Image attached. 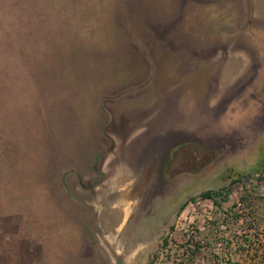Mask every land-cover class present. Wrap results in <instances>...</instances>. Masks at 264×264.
<instances>
[{"label":"rangeland","instance_id":"rangeland-1","mask_svg":"<svg viewBox=\"0 0 264 264\" xmlns=\"http://www.w3.org/2000/svg\"><path fill=\"white\" fill-rule=\"evenodd\" d=\"M143 20L171 34L164 40L174 44L186 42V24L195 42L200 39L196 31L218 28L219 33L235 31L232 43L264 44V0H0V205L13 203L8 210L19 205L31 217L21 221L22 250L14 233L21 231L20 223L0 217V264H31L26 235L33 264H73V258L76 264H153L177 215L189 200L203 196L204 187L218 191V211L203 229L209 245L198 258L264 264L263 128L242 150L249 137L246 126L234 134L239 141L233 149L183 148L171 154L163 171V177L169 174L166 193L156 197L151 210L131 211L141 220L139 227L128 220L116 226L119 217L111 205L116 197L91 191L109 174L91 164L96 151L90 146L95 134L91 113L111 97L117 72L137 65L129 61V45L153 42V35H141ZM260 92L259 117L264 108ZM186 156L194 162L193 176L178 178L174 186L168 177L187 166ZM80 187L78 230L71 221L74 199L66 192ZM219 223L229 237L222 248L215 244ZM78 241L79 252L67 248Z\"/></svg>","mask_w":264,"mask_h":264},{"label":"crops","instance_id":"crops-1","mask_svg":"<svg viewBox=\"0 0 264 264\" xmlns=\"http://www.w3.org/2000/svg\"><path fill=\"white\" fill-rule=\"evenodd\" d=\"M142 22L147 27L141 24L145 28L140 26L141 35H153V42L129 45V61L137 65L127 67L121 74L117 72L112 80L115 86L111 97H106L103 105L98 104L99 107L94 109L89 125L95 132L90 146L96 148L95 153H91V164H95L100 172H109L91 187V191L97 196L116 197L111 202L113 207L116 206L113 212L119 217L116 226H123L128 220L131 227H139L141 220L131 213L151 210L156 205V197L166 193L163 189H167L169 183L166 184L164 179L169 174L163 177V171L168 169L171 154L183 148L233 149L239 141L234 134L246 126L249 127V137L240 145L242 150L254 133L264 129V108L259 117L257 106L258 92L261 91L260 95L264 97L263 43H232L230 38L236 35L235 31L219 33L218 28L207 34L204 30L196 31L200 39L195 42L189 36L190 25L186 24V42L174 44L164 40L165 34H171L158 31L156 25L144 20ZM238 138L243 137L238 135ZM212 140L222 143L215 145ZM229 153L238 156L241 152L238 155L233 151ZM185 159L187 166L173 170L168 177L174 181V186L178 185V178L184 180L193 176L194 162L189 161L188 156ZM204 169L206 166L202 165L201 170ZM208 173L207 170L205 174ZM74 190L77 191L66 194L74 199L71 221L76 222L73 227L79 230L81 224L76 221V213L80 212L81 201L76 200V196L82 187ZM127 202L130 207L125 206ZM12 204L0 205V217L9 218L10 222L5 221L10 224L20 223L22 231L21 221L25 219L28 223L31 217L19 205V208L8 210ZM111 212H108L109 216ZM109 221L107 218V225ZM21 231H14L19 247L23 243ZM10 235L13 237L12 233ZM30 235L29 253L32 255L33 232ZM28 236L25 240L26 259L33 264V256H28ZM1 239V244H5L6 238ZM4 246L11 249V246ZM67 248L73 253L79 252L81 242ZM77 260L73 258V264Z\"/></svg>","mask_w":264,"mask_h":264},{"label":"built area","instance_id":"built-area-1","mask_svg":"<svg viewBox=\"0 0 264 264\" xmlns=\"http://www.w3.org/2000/svg\"><path fill=\"white\" fill-rule=\"evenodd\" d=\"M218 204L214 196H201L189 200L177 215L166 242L153 264H220V259L211 263L199 259V250L209 245L204 228L215 220ZM220 236L215 241L217 248L229 239L223 223H219ZM264 237V236H263Z\"/></svg>","mask_w":264,"mask_h":264},{"label":"trees","instance_id":"trees-1","mask_svg":"<svg viewBox=\"0 0 264 264\" xmlns=\"http://www.w3.org/2000/svg\"><path fill=\"white\" fill-rule=\"evenodd\" d=\"M71 65H68V67H70ZM64 67V66H62ZM216 194H218V191H214V190H211V189H208L204 192H202V195L203 196H215Z\"/></svg>","mask_w":264,"mask_h":264}]
</instances>
